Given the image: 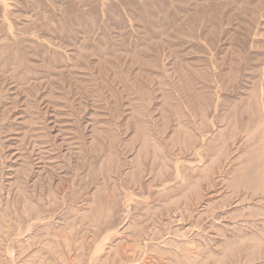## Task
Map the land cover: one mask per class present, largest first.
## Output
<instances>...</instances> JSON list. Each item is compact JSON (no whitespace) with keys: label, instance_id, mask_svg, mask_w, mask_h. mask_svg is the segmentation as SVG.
<instances>
[{"label":"rangeland","instance_id":"374dc122","mask_svg":"<svg viewBox=\"0 0 264 264\" xmlns=\"http://www.w3.org/2000/svg\"><path fill=\"white\" fill-rule=\"evenodd\" d=\"M0 264H264V0H0Z\"/></svg>","mask_w":264,"mask_h":264}]
</instances>
